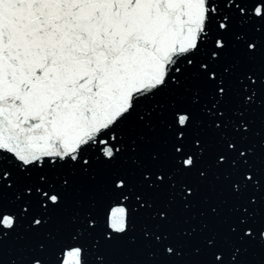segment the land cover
I'll list each match as a JSON object with an SVG mask.
<instances>
[{
  "label": "snow or ice",
  "instance_id": "obj_1",
  "mask_svg": "<svg viewBox=\"0 0 264 264\" xmlns=\"http://www.w3.org/2000/svg\"><path fill=\"white\" fill-rule=\"evenodd\" d=\"M257 117L264 0H0V264H264Z\"/></svg>",
  "mask_w": 264,
  "mask_h": 264
},
{
  "label": "water",
  "instance_id": "obj_2",
  "mask_svg": "<svg viewBox=\"0 0 264 264\" xmlns=\"http://www.w3.org/2000/svg\"><path fill=\"white\" fill-rule=\"evenodd\" d=\"M256 123L259 135L255 138L254 143H256V146L259 147L260 142L264 141V124L259 121V117H257ZM192 182H196L195 176L192 177ZM187 199L191 200L192 197H188ZM209 204H212L213 206L220 205L224 209L225 213H227L231 205L229 192L227 190V186L224 184V177L219 173H217L214 178L209 180L208 187L202 189L200 196L197 198V201L189 205L192 211L180 213L176 223L178 225L185 226L186 229L188 226H190L191 228L199 232V226L207 224V220L201 214L205 212V209ZM185 235H187V232H185ZM196 246H198V242L196 241H193L192 244H182V251L180 253V257H169L168 259L175 260V264H197L201 257L195 255L192 251V248ZM13 253L14 246L10 242H6L5 261H7L8 256ZM121 259H134V257L125 256L121 257ZM249 259L257 260L259 259V254L253 252L250 255Z\"/></svg>",
  "mask_w": 264,
  "mask_h": 264
}]
</instances>
